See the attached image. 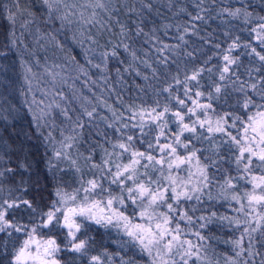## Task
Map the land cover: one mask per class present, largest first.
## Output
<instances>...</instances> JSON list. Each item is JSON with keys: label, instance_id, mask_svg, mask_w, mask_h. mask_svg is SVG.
<instances>
[{"label": "snow or ice", "instance_id": "6c2138e0", "mask_svg": "<svg viewBox=\"0 0 264 264\" xmlns=\"http://www.w3.org/2000/svg\"><path fill=\"white\" fill-rule=\"evenodd\" d=\"M11 2L12 7L4 5L10 27L0 47L19 51L23 46L27 51L26 35L33 34L39 19L52 31L40 34L35 43L51 41L54 49L64 52L58 34L71 31L84 63L71 54L50 67L34 59L43 68L41 75L22 58L24 80L32 93L25 104L37 138L50 150L47 171L53 183L51 198L42 205L31 195L34 186L24 179L31 165L13 166L7 153L0 155V264H75L85 258L87 264H212L204 230L216 222L238 233L226 242L232 255L223 256L224 264H264V16L256 17L248 42L228 31L223 33L230 41L225 47L207 39L218 54L184 71L181 78L170 69L189 43L186 36L204 39L197 22L208 24L226 16L249 23L253 13L245 7H220L213 15L205 5H216L217 0H193L195 13L186 6L174 13L188 16L185 24L162 25L165 37L173 28L177 33L180 43L169 44L155 27L144 31L145 11H153V0H39L38 8L34 0ZM167 6L171 12L175 0H167ZM132 17L138 21L134 34ZM133 35L147 37L145 42L157 53L155 63L170 73L166 86L153 89L157 97L166 94V102L158 98L151 104L133 102L120 111L96 96L98 104H93L74 83L83 76L85 84L96 85L90 68L103 74L105 85L111 79L112 61L118 65L115 72L121 84H126L123 73L149 81L137 64L150 70L151 79H161L153 63L129 42ZM6 54L0 51V56ZM122 54H127L126 66ZM149 55L143 52V57ZM184 55L194 58L191 51ZM243 57L248 58L247 65ZM216 59L219 64L212 63ZM55 68L62 71L50 70ZM65 71L76 75L66 77ZM205 73L215 77L207 89L202 83ZM44 76L49 77L44 81L49 87L40 85ZM69 79L71 97L58 87ZM116 99L120 101L119 93ZM74 100L79 101L76 107ZM98 106L111 116L99 112ZM83 145L87 147L81 151ZM69 174L75 178L74 187L64 181ZM17 175L20 180L6 191L3 181H14ZM211 201L226 203L233 215L216 211L194 215ZM89 224L122 237L115 242L118 250L91 254L95 239L89 235Z\"/></svg>", "mask_w": 264, "mask_h": 264}, {"label": "trees", "instance_id": "16d2710c", "mask_svg": "<svg viewBox=\"0 0 264 264\" xmlns=\"http://www.w3.org/2000/svg\"><path fill=\"white\" fill-rule=\"evenodd\" d=\"M5 4L12 7L11 0H0V40L3 39L4 34L7 33L10 27L6 19L7 13L4 9ZM34 5L38 8L39 0H34ZM180 6H186L188 11L192 13L196 12L193 6V0H175V6L171 12L168 11L167 0H153V11H145L144 31L150 32V30L155 27L157 29V34L166 43H180L176 39L177 33L174 28L169 31L167 37H165L163 31H161L163 24H185L188 21L189 17L184 14L174 15ZM205 6L213 10V15H215V11L220 7H245L249 12L253 13V17L250 19L249 23H245L243 18L232 19L226 16L210 19L208 24L197 22L200 36L204 37V39H200L195 35L186 36L189 43L182 47L181 55L177 59L176 64L171 66V74L179 72L181 78H183L184 71H190L192 68L202 65L208 56L218 54L219 50L205 43V41L211 38L214 43H220L222 47H225L227 43L230 42L229 38L225 37L223 34L225 31L230 32L232 36H240L242 43L248 42L250 40V29L256 26L258 22L256 17L264 16V0H223L222 3L221 0H217L216 5L209 2ZM157 11L160 13L159 15ZM135 22H138L136 17H132L131 20H129V24L133 28V34L135 31ZM37 28L39 29V33L36 32ZM50 31H52L51 26L43 24L38 19L36 25L32 27L33 34L26 35L24 42L29 46L27 51L24 50L23 46H20L19 51L0 47V51L7 53L6 55L0 56V155L7 153L5 158L10 160L13 166L21 162H26L31 165L24 179L34 186L31 195L42 205L47 204L48 200L51 198L53 182L47 171V159L51 153L50 150L46 148L44 142L37 138L32 116L28 110V105L25 104V100H31L32 93L28 92V85L24 80L25 69L21 66V61L23 58V60L27 61L33 68L34 72L40 73L41 75H43V68L36 65L34 59H39L42 65L50 67L53 63H64V57L71 54L76 56L81 63H84L82 50L71 39V31L58 34V39L64 45V52L54 49L51 41L41 40L40 44L35 43V40L39 38L40 34ZM209 33H211V36H209ZM17 34H19L18 27ZM146 40L147 37L144 35L139 37L133 35V38L129 42L137 50L138 55L142 58H147L153 63V66L159 70L161 76L160 80L151 79L150 70L141 64H137V67L140 68L142 73L149 75V81L145 82L141 77L135 76L134 73H123L126 84H121L115 72V68L118 65L115 61H112L109 64V68L111 69L109 75L111 79L108 85H105L101 79L102 73L96 69L90 68L92 79L96 80L97 84L92 85L90 82L85 84L84 81L86 78L82 76L80 80L74 82L75 88L79 92H82L84 96L91 99L93 104H98L95 97L100 96L102 99H105L108 104L113 105L120 111H124V104L133 102L138 104L144 101L151 104L157 98L161 103L166 102V94H161L157 97L153 89L159 90L161 86H166L165 81L170 79V73L165 71L164 66L155 63L157 53L151 43L145 42ZM144 51H148L150 55L148 57H143ZM184 51L193 52L194 58H187L184 55ZM241 51H243V49ZM45 57H47V59H45ZM121 59L125 60L126 66L128 62L127 54H122ZM243 60L247 65L248 58L243 57ZM212 63L219 64L220 60H213ZM50 70L62 71L59 68ZM63 75L66 77L74 76L76 73L74 71H65ZM214 79V76L210 78L209 74L205 73L202 79L204 87L207 89ZM45 80H49V77L44 76V80L40 82L41 87H49V84L44 83ZM72 84L73 81L69 79L68 84H60L58 87L71 97ZM137 84L145 88L143 93L138 91L136 87ZM89 87L92 88L91 92L88 90ZM109 87H114L115 92L109 93L106 91ZM22 93H27V95L25 96ZM93 93H95V95H93ZM116 93L120 94V101H117ZM37 98H39L38 93ZM78 103L79 101L74 100L73 106H78ZM98 111L103 115L111 116L110 112L101 106H98ZM60 119L61 118L58 116L57 123H59ZM101 127H103L102 124ZM172 127L174 128L175 125H172ZM107 131L111 135V130ZM86 147L87 145H83L81 151H84ZM141 148L143 150V146H141ZM99 155V149H97V160H99ZM126 160L127 156H125V161ZM19 180L20 176L17 175L14 181L11 179L3 181L5 190L7 191L10 186ZM64 181L72 184L73 187L75 186V178L70 174L64 177ZM112 187L115 189L116 186L113 185ZM213 195H216L215 189L213 190ZM199 207L202 210L195 213V216L201 214L207 215L211 211H216L218 215H233L228 205L223 202H206ZM87 227L89 228V235L95 239L91 254H102L105 249L112 253L118 250L117 243L115 242L123 238L118 236L114 230H105L91 224L87 225ZM204 234L209 236V247L207 248L208 259L212 261V264H215L216 260H219L220 264H224L223 256L225 254L232 255L230 243L226 242H230L232 239L236 238L238 233L226 223L221 224L220 222H216L205 229ZM192 239L195 240V237H192ZM75 264H87V259H78Z\"/></svg>", "mask_w": 264, "mask_h": 264}]
</instances>
